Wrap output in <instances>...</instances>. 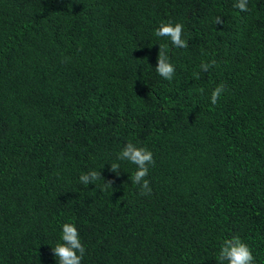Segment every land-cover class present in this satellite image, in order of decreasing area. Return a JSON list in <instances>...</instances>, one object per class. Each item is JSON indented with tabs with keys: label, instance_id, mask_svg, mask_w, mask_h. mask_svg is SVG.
Wrapping results in <instances>:
<instances>
[{
	"label": "trees",
	"instance_id": "trees-1",
	"mask_svg": "<svg viewBox=\"0 0 264 264\" xmlns=\"http://www.w3.org/2000/svg\"><path fill=\"white\" fill-rule=\"evenodd\" d=\"M235 2L0 0V264H58L64 223L81 264H219L232 236L264 264V0ZM127 142L153 153L151 195L110 171Z\"/></svg>",
	"mask_w": 264,
	"mask_h": 264
},
{
	"label": "clouds",
	"instance_id": "clouds-1",
	"mask_svg": "<svg viewBox=\"0 0 264 264\" xmlns=\"http://www.w3.org/2000/svg\"><path fill=\"white\" fill-rule=\"evenodd\" d=\"M241 12L249 11L248 0H236L233 5ZM215 24L223 25L221 17L215 18ZM157 37H167L171 44L176 48L185 49L188 42L184 38V25L182 23H161L155 30ZM216 64L215 60L210 62H201L200 70L208 72L211 67ZM156 72L165 80L171 81L175 74V67L171 63L168 55L167 45L159 47L156 59ZM195 79H199V73H193ZM203 92V89L200 90ZM226 91L224 84H218L210 93V103L216 105L224 92ZM117 161L110 165V171L118 177L120 175L119 161H126L136 166V170L132 176V182L136 184L141 196L151 195L152 189L149 180L146 177L149 174V167L154 166L155 160L153 153L146 147L137 146L132 142H127L117 156ZM97 180H103L105 188H113V180L104 181L100 171L92 170L80 175L79 181L82 184H94ZM61 242L52 248V253L58 260V264H81L85 255V247L80 239L79 231L73 223H64L62 225ZM219 264H255V257L250 247L244 243L239 236H232L225 239L219 249Z\"/></svg>",
	"mask_w": 264,
	"mask_h": 264
}]
</instances>
